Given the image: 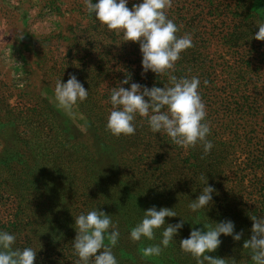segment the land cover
<instances>
[{
  "label": "trees",
  "instance_id": "16d2710c",
  "mask_svg": "<svg viewBox=\"0 0 264 264\" xmlns=\"http://www.w3.org/2000/svg\"><path fill=\"white\" fill-rule=\"evenodd\" d=\"M136 3L139 0H128L127 6ZM166 15L177 25L178 36L191 34L192 46L165 73L143 71L139 42L122 40L94 16L88 19L87 41L78 44L76 36V42L65 45L59 58L62 81L74 74L88 90L87 98L76 104L86 121L89 144L94 145L83 146L88 157L76 153L80 142L57 135L55 113L46 101L42 108L14 107L8 112L15 140L17 118L24 120L31 138L42 139L36 153L25 158L31 169L27 177L0 172V230L15 234L13 247L37 249L34 264H77L74 218L96 207L119 229L112 247L118 264H196L179 241L192 228L203 232L204 225L226 219L241 232L240 240L221 234L220 245L206 254L225 258L228 264H254L243 244L251 236L250 217L264 216V40L254 37L257 25L264 23V0H171ZM58 36L63 38L65 31ZM71 45L87 53L65 61ZM169 73L200 79L198 91L210 128L207 139L213 145L206 155L199 142L185 150L165 133H152L143 117H136L133 135L114 136L106 128L113 87L127 88L133 82L163 87ZM126 77L129 83L121 84ZM42 122L46 131L28 126ZM0 163L6 160L0 158ZM205 176L215 192L206 208L193 212L188 204L205 187ZM26 179L34 183L30 199L29 193L25 198L19 193V183ZM153 205L177 213L165 217V223L185 221L159 256L145 257L142 249L159 243L166 225L155 231L153 240L133 241L129 231Z\"/></svg>",
  "mask_w": 264,
  "mask_h": 264
},
{
  "label": "clouds",
  "instance_id": "9594fccd",
  "mask_svg": "<svg viewBox=\"0 0 264 264\" xmlns=\"http://www.w3.org/2000/svg\"><path fill=\"white\" fill-rule=\"evenodd\" d=\"M87 12L95 17L99 24L118 32L124 40L139 42L141 66L143 71L160 74L173 69L180 59V54L192 46L191 34L177 35L179 31L174 21L166 15L171 7V0H139L131 9L128 0H83ZM254 33L257 40H264V23H259ZM66 51V50H65ZM168 85L146 87L139 83H130L127 88L113 87L109 95L112 108L107 116L106 128L114 136L133 135L136 131L134 121L137 116L146 118L152 133H165L175 144L185 150L202 144L206 155L212 148L207 139L210 128L205 120L206 106L198 91L200 79L197 76L177 77L168 74ZM129 78L121 81L128 84ZM88 90L74 74H69L65 82L59 78L54 87L57 106L68 115H74L73 108L78 101H84ZM200 194L188 204L195 212L206 208L212 201L215 189L206 184ZM178 216L172 208L155 205L143 210L141 220L129 231L133 241L154 239L157 229L163 227L159 243L150 244L142 249L145 257L159 256L163 248L174 241V235L183 227L184 219L175 224L165 223V217ZM251 236L244 241L243 247L251 250L254 264H264V216H251ZM76 235L72 248L78 257L77 264H118L112 247L117 244L119 229L109 214L98 208L81 212L74 218ZM205 231L192 228L187 238L179 241L183 252L190 254L196 264H228L225 258L213 257L206 253L213 252L220 245L221 234L240 240L241 232L234 231L235 224L226 219L205 226ZM105 239L108 243L105 244ZM16 236L0 230V264H34L37 249L26 246L13 247Z\"/></svg>",
  "mask_w": 264,
  "mask_h": 264
},
{
  "label": "rangeland",
  "instance_id": "374dc122",
  "mask_svg": "<svg viewBox=\"0 0 264 264\" xmlns=\"http://www.w3.org/2000/svg\"><path fill=\"white\" fill-rule=\"evenodd\" d=\"M79 1L0 0V158L6 160L5 164L0 163V172L25 173L27 177L31 169L27 168L25 158L36 153L38 142L42 140L30 137L21 118L15 121L19 138L15 140L8 113L14 107L42 108L46 101L55 113L57 135L66 142H80L81 145L77 143L75 147L80 157H88L85 144L90 148L94 146L89 144L86 121L77 105L73 108L74 115L70 116L57 106L54 98L56 81L60 78L63 82L60 67L63 64H59V58L65 53V45L76 42V36L78 44H83L87 41L84 36L89 34L88 21L92 15L84 2L78 5ZM62 31L65 36L60 38L58 34ZM69 48L65 61H75L87 53L72 45ZM37 124L28 126L47 130L45 122ZM33 184L27 179L24 184L19 183L23 198L26 192L29 199L34 196ZM12 189L18 192V187Z\"/></svg>",
  "mask_w": 264,
  "mask_h": 264
}]
</instances>
